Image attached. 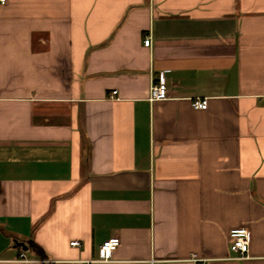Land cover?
Returning a JSON list of instances; mask_svg holds the SVG:
<instances>
[{"label":"crops","instance_id":"crops-1","mask_svg":"<svg viewBox=\"0 0 264 264\" xmlns=\"http://www.w3.org/2000/svg\"><path fill=\"white\" fill-rule=\"evenodd\" d=\"M111 236L91 264H264V0L0 1V264Z\"/></svg>","mask_w":264,"mask_h":264},{"label":"built area","instance_id":"built-area-1","mask_svg":"<svg viewBox=\"0 0 264 264\" xmlns=\"http://www.w3.org/2000/svg\"><path fill=\"white\" fill-rule=\"evenodd\" d=\"M5 2V0H0ZM152 43L151 36H146L144 39V44L149 46ZM117 90H114L116 93ZM169 97L168 87L166 84L165 76L163 73L160 74L159 79L153 82L149 87L148 98L150 100L156 99H166ZM207 97H197L192 100V106L196 109H206L208 107ZM73 245H79L80 242L73 240L71 242ZM121 244V239L119 236H111L104 240L99 248V257L95 260H88L87 264H91L92 261H109L112 258L113 252ZM250 246V235L246 227L233 228L230 231V249L235 253V257L244 258ZM20 260L29 261L30 258H26L25 253H20ZM197 264H208L205 258L199 257L194 254L191 258Z\"/></svg>","mask_w":264,"mask_h":264},{"label":"trees","instance_id":"trees-1","mask_svg":"<svg viewBox=\"0 0 264 264\" xmlns=\"http://www.w3.org/2000/svg\"><path fill=\"white\" fill-rule=\"evenodd\" d=\"M35 248L41 251V248L39 246L35 245Z\"/></svg>","mask_w":264,"mask_h":264}]
</instances>
